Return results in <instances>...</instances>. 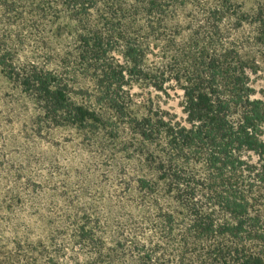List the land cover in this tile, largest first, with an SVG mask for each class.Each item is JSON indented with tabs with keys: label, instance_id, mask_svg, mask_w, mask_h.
<instances>
[{
	"label": "trees",
	"instance_id": "16d2710c",
	"mask_svg": "<svg viewBox=\"0 0 264 264\" xmlns=\"http://www.w3.org/2000/svg\"><path fill=\"white\" fill-rule=\"evenodd\" d=\"M0 79L79 134L4 172L0 264H264V0H0Z\"/></svg>",
	"mask_w": 264,
	"mask_h": 264
},
{
	"label": "rangeland",
	"instance_id": "374dc122",
	"mask_svg": "<svg viewBox=\"0 0 264 264\" xmlns=\"http://www.w3.org/2000/svg\"><path fill=\"white\" fill-rule=\"evenodd\" d=\"M263 86L258 82L256 87ZM0 79V199L5 187L10 185L4 172L17 168L45 174L53 168L58 159L60 165L66 163V156L74 155L79 134L70 127H55L49 123L35 124L36 108L28 101L12 103L17 98L15 92ZM134 98L143 101L152 97L154 102L182 116L178 105L179 94L171 93L167 98L153 88L134 86ZM3 212H0V217Z\"/></svg>",
	"mask_w": 264,
	"mask_h": 264
}]
</instances>
